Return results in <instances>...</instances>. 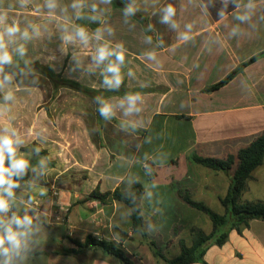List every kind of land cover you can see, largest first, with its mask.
<instances>
[{"label": "crops", "instance_id": "crops-1", "mask_svg": "<svg viewBox=\"0 0 264 264\" xmlns=\"http://www.w3.org/2000/svg\"><path fill=\"white\" fill-rule=\"evenodd\" d=\"M251 2L254 7L248 10L249 0H137L131 6L123 0H84L77 18L73 0H57L53 45L38 60L61 80L112 92L103 100L113 105L114 115L100 119L92 98L67 87L55 93L50 82L51 104L38 110L37 137L40 157L48 164L35 178L31 169V177L14 189L23 210L16 215L32 217L36 227L65 232L43 238L36 228L39 234L31 236L28 250L40 253H26L20 264H121L99 248L78 256L54 253L75 248L73 240L83 243L89 235L122 248L130 245L129 257L136 264H164L154 256L151 242L165 250L181 241L191 245V229L201 227L196 225L198 210L185 197L205 203L213 194L220 201L231 186L228 174L192 158L237 154L264 132V0ZM168 5L175 14L165 21ZM128 7L135 11L126 14ZM0 11L30 16L19 8ZM245 12L248 20L237 19ZM78 27L86 30L87 44L78 37L63 39ZM97 29L100 40L95 39ZM103 45L125 50L118 87L105 83V77H112L106 69L115 56L100 63L94 59ZM234 71L227 84L210 90ZM132 94L141 97L139 111L126 114L125 97ZM21 138L18 155L25 157L29 144ZM253 180L254 174L246 191ZM136 182L145 190L140 205L146 238L132 231L126 204L111 197L104 203L90 199L95 190L112 193ZM255 221L243 234L231 231L224 246L209 247L205 261L264 264V236L254 230ZM118 231L126 232L127 239L121 240Z\"/></svg>", "mask_w": 264, "mask_h": 264}, {"label": "trees", "instance_id": "trees-1", "mask_svg": "<svg viewBox=\"0 0 264 264\" xmlns=\"http://www.w3.org/2000/svg\"><path fill=\"white\" fill-rule=\"evenodd\" d=\"M128 6L133 5L137 0H123ZM264 16V13H263ZM254 58L251 61H254ZM5 71L10 73H38L50 80L55 93L60 87H67L79 91L92 98L97 105L98 116L100 119L104 116L100 113V100L112 94V92H98L75 82L61 80V77L55 72L40 63L36 62L30 65H6ZM238 71L232 72L222 82L211 87L210 90L218 89L234 78ZM99 98V99H98ZM192 160L208 169L218 172H224L231 178V186L227 195L220 198L221 204L225 207V214L221 215L214 212L209 206L203 202L192 200L189 196L185 197V202L192 208L201 211L209 216L214 230L206 233L202 229L193 228L190 231L191 245H187L184 241L179 243L180 253L173 259H168L159 246L151 242L149 245L156 258L162 259L164 264H209L205 261V254L211 246H224L228 240L231 231H237L239 234L250 227L253 220L264 221V200L263 201H243V196L247 189V183L252 178L253 172L264 164V132L257 137L250 145L240 149L237 154H231L223 159L213 157L194 156ZM10 163L6 161V164ZM29 177V170L18 178L19 185L24 184ZM145 190L143 186L136 182L125 190L116 189L112 193L101 194L99 190H95L90 199H96L100 202H106L111 197L116 201L126 204L130 209L131 228L133 232L140 233L143 237H147V227L142 213L140 200ZM23 217V216H20ZM4 219H6L4 217ZM7 220V219H6ZM33 223H37L33 219ZM121 240H126L128 234L124 231H118ZM75 248L57 250V255H75L83 253L88 248H99L107 254L117 258L121 264H136L121 248L120 244L104 239H96L89 235L85 242L73 240ZM26 253L39 254L28 250ZM83 264V263H81Z\"/></svg>", "mask_w": 264, "mask_h": 264}, {"label": "rangeland", "instance_id": "rangeland-1", "mask_svg": "<svg viewBox=\"0 0 264 264\" xmlns=\"http://www.w3.org/2000/svg\"><path fill=\"white\" fill-rule=\"evenodd\" d=\"M10 5L12 7H10ZM0 8H19L23 10L25 14L30 15L27 17L21 13H7L5 24L10 25L13 21H16L19 23L21 32L27 29L31 37L28 40L23 39L20 34H17L11 40H9L7 36L5 37L7 49L13 56V63L11 65H19L20 63L25 65H30L36 62L40 63L38 58L42 59L43 56L47 55L46 52H48L49 47L53 45L54 9L51 10L50 14L49 8L46 4L42 3L41 0H29V3L23 8L20 7L18 0H0ZM33 26L38 29V34L34 31ZM0 31H3V26H0ZM20 45H23L25 48V54L23 56H20L15 51ZM5 72L10 73L8 71ZM8 90H11L14 93L15 98L14 100L7 102L10 110L3 115H0V128L8 127L9 129H14L20 136L22 135L23 138L27 139L26 142L29 145L26 147L28 151L24 158L30 161V167L28 169L29 177H31L32 169V178H35L37 177V172L41 171L39 168L47 166L48 164L47 161H44V159L40 157L42 156L40 155L41 150L37 145L39 131L38 110L43 107L49 108V105L51 104L50 94L52 92V85L48 78L41 74L33 72L25 74L16 73L13 74L12 84L5 89V91ZM3 96L4 93L0 92V103H4ZM165 152L166 151H163L162 154ZM253 174L256 177V180L250 182L249 188L243 196V200L263 201L264 165L257 168ZM204 202L214 212L221 215L225 214V207L213 194H210ZM12 205L14 206L17 215L23 211L20 203L16 200H14ZM196 212L199 216V221L196 225L201 227L206 233H211L214 230V226L209 216L201 211ZM169 218L178 220L179 218H183V216L182 214H169ZM178 224L181 225L182 221H178ZM36 228H40V235L43 238L57 237L65 232V228L52 230L44 224H41L40 227L33 225V234L35 237L38 233ZM254 230L256 233L264 236V221H255ZM159 246L164 247L162 244ZM122 249L127 256H129V253H133L130 245ZM162 250L168 258L172 259L178 255L180 248L179 246L170 245L167 246L166 250L164 248H162Z\"/></svg>", "mask_w": 264, "mask_h": 264}, {"label": "clouds", "instance_id": "clouds-1", "mask_svg": "<svg viewBox=\"0 0 264 264\" xmlns=\"http://www.w3.org/2000/svg\"><path fill=\"white\" fill-rule=\"evenodd\" d=\"M18 2L20 7L23 8L29 3V0H18ZM226 3L227 0H225ZM46 6L49 8L51 14V10L57 6V0H46ZM10 7L12 6L10 5ZM71 7L77 10V18H80V9L84 7V0H73ZM245 7L251 10L254 5L249 0V3ZM95 10L96 6L93 5V11ZM134 11L135 9L128 7L126 14ZM165 13L164 20L168 21L175 14V9L171 5H168ZM219 15L223 18L224 11L221 10ZM249 18L248 12L237 16V19L241 21L248 20ZM91 19L95 20L97 17L93 16ZM6 20L7 13L0 11V26H3V31H0V92L4 93V103H0V115L10 110L7 102L15 98L11 90L5 91L13 82V74L5 72V66L13 63V56L7 49L5 37L7 36L11 40L17 34H20L25 40L31 38L27 29L21 32L18 22L13 21L12 24L6 25ZM190 27L191 25H189ZM33 28L38 34V29L35 26ZM235 31L236 29H233V33ZM77 37L87 44L89 37L86 30L82 27L76 28L74 34L65 35L63 39L65 41H71ZM184 38L188 39L189 37L185 34ZM95 39H102L101 29L96 30ZM15 51L20 56L25 54L23 45H20ZM146 55L149 58H154L155 56L154 53H147ZM113 56H115V62L110 61L106 69L107 72L112 73V77L110 79L105 77V83L110 87H118L122 82L120 65L125 58V50L122 45H117L114 49L108 45L100 46L96 51L94 59L97 63H100ZM140 99L139 94H132L125 97V101L127 102L126 114L139 111L137 102ZM123 103L124 101L121 102V106H123ZM100 104L99 111L105 118H110L114 115L113 105L105 100H100ZM22 144L23 140L21 136L14 129H9L8 127L0 128V264H20L28 251L29 240L33 234L32 217L28 215L20 217L13 213L7 220L4 219V216L10 211L15 200L14 189L20 186L18 178L22 177L30 167V161L22 155H18V149ZM6 161L10 163L6 164Z\"/></svg>", "mask_w": 264, "mask_h": 264}, {"label": "built area", "instance_id": "built-area-1", "mask_svg": "<svg viewBox=\"0 0 264 264\" xmlns=\"http://www.w3.org/2000/svg\"><path fill=\"white\" fill-rule=\"evenodd\" d=\"M13 213L16 214V210L14 206L12 205V207L10 208V211L5 215V218H10Z\"/></svg>", "mask_w": 264, "mask_h": 264}]
</instances>
